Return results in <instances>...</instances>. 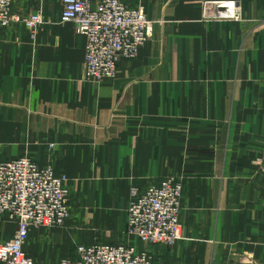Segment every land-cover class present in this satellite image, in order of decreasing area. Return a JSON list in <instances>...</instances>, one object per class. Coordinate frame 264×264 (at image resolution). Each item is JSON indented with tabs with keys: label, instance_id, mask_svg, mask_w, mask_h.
Masks as SVG:
<instances>
[{
	"label": "crops",
	"instance_id": "obj_1",
	"mask_svg": "<svg viewBox=\"0 0 264 264\" xmlns=\"http://www.w3.org/2000/svg\"><path fill=\"white\" fill-rule=\"evenodd\" d=\"M123 1L144 7L152 35L100 82L83 79L86 36L59 22L63 0L13 1L15 19L48 21L35 40L21 21L0 29V161L28 154L70 189L71 217L32 228L24 250L38 264L74 258L80 244L142 251L127 231L132 188L173 176L183 237L146 246L155 262L264 264L253 162L264 154V0H237L239 21L204 18L218 0ZM17 228L0 216V243Z\"/></svg>",
	"mask_w": 264,
	"mask_h": 264
},
{
	"label": "built area",
	"instance_id": "obj_2",
	"mask_svg": "<svg viewBox=\"0 0 264 264\" xmlns=\"http://www.w3.org/2000/svg\"><path fill=\"white\" fill-rule=\"evenodd\" d=\"M14 0H0V29L21 21L33 40L48 23L41 13L14 18ZM59 22H72L86 36L83 79L100 82L118 73L122 59H133L152 35V21L141 5L129 7L123 0H63ZM213 7V9H211ZM204 18L241 20L237 0L206 1ZM54 145H50L52 148ZM264 175V154L253 161ZM183 184L169 176L145 190L133 187L127 209V231L138 237L142 251L129 243L80 244L74 258L52 264H164L155 262L146 246L172 247L182 239L180 212ZM70 189L65 174H55L51 165L41 167L28 154L0 161V216L18 223L13 237L0 243L3 264H38L24 250L30 230L63 225L71 217Z\"/></svg>",
	"mask_w": 264,
	"mask_h": 264
},
{
	"label": "rangeland",
	"instance_id": "obj_3",
	"mask_svg": "<svg viewBox=\"0 0 264 264\" xmlns=\"http://www.w3.org/2000/svg\"><path fill=\"white\" fill-rule=\"evenodd\" d=\"M107 244V243H106ZM57 263V262H56Z\"/></svg>",
	"mask_w": 264,
	"mask_h": 264
}]
</instances>
